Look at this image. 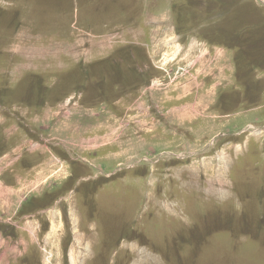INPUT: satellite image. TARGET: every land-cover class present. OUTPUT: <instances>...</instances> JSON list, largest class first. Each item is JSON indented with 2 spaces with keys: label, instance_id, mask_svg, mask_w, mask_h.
<instances>
[{
  "label": "rangeland",
  "instance_id": "1",
  "mask_svg": "<svg viewBox=\"0 0 264 264\" xmlns=\"http://www.w3.org/2000/svg\"><path fill=\"white\" fill-rule=\"evenodd\" d=\"M0 264H264V0H0Z\"/></svg>",
  "mask_w": 264,
  "mask_h": 264
}]
</instances>
